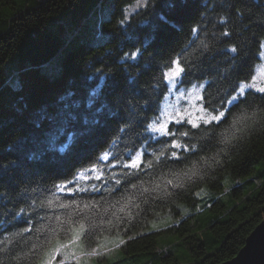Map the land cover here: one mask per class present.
I'll return each mask as SVG.
<instances>
[{"label":"trees","instance_id":"obj_1","mask_svg":"<svg viewBox=\"0 0 264 264\" xmlns=\"http://www.w3.org/2000/svg\"><path fill=\"white\" fill-rule=\"evenodd\" d=\"M136 2L0 0V264H30L35 254L27 253L45 242L44 235L15 234L25 226H55L53 217L67 216L55 205L29 207L53 195L62 201L95 197L101 207L89 213V223L113 221L82 243L86 249L103 240L123 243L90 264H221L264 220V99L255 90L212 138H193L197 151L174 170L192 168L196 176L182 175V186L169 188L171 194H124L139 204L131 207L132 218L112 207L122 199L117 194L68 197L56 189L105 152L117 151V144L123 151L133 140L140 143L143 125L167 95L163 73L172 60L185 65L182 87L210 82L204 95L213 102L255 74L264 0H150L147 9H137ZM122 14L128 17L124 25ZM137 50V59H126ZM163 177L172 178L169 169L142 173L143 187L154 189ZM21 208L28 210L24 215L49 219L26 225L16 215ZM164 218L170 221L164 229L151 228ZM167 234L174 236L171 243L160 245Z\"/></svg>","mask_w":264,"mask_h":264},{"label":"snow or ice","instance_id":"obj_2","mask_svg":"<svg viewBox=\"0 0 264 264\" xmlns=\"http://www.w3.org/2000/svg\"><path fill=\"white\" fill-rule=\"evenodd\" d=\"M149 5L150 0H137L135 7L137 9H147ZM127 19L128 17L122 14L119 23L124 25ZM224 35H229V33L225 32ZM261 47H264V45H261ZM230 51L236 53L237 49L232 47ZM140 54V51L137 50L128 55L126 59L135 60ZM163 79L170 89L178 90L177 84L184 83L187 79L185 65L181 63L179 58L171 61L169 68L163 73ZM209 86L210 82L208 81L192 83L188 91L180 93L178 97V99H187L191 110H189V107H177L175 104L170 106L173 109L171 112L168 111L169 106L158 109L153 119L143 125L142 139L139 144L133 140L130 145L123 146V151H119L121 145L117 144V151L105 152L98 157L91 167L83 172H78L75 180L56 185V189L68 197L75 196L77 192L117 194L122 199H117L116 204L112 207L119 206L118 211L120 213L132 218L130 209L131 207L138 208L139 204L135 203L130 195H124L125 193L137 189L141 190V194L160 190L168 193L169 188L181 187L182 184L177 181L181 179L182 175L184 177H189V174L191 176L197 175V172L192 168L183 173L174 170L175 167L189 158L188 154L197 151V145L192 142L193 138L198 135L212 138V134L215 133L216 129L222 128L224 123H227V117H231L233 111L241 105L247 104L249 90L259 92L261 94L260 98L264 99V87L258 86L255 82L250 84L241 82L227 97L213 102L211 95H208L207 98L204 95ZM261 111H264V108ZM247 118L250 119V117ZM243 119H245L244 116L234 118L229 130L236 129V126ZM227 142L228 140H225V143ZM149 148L152 150L149 151ZM0 167H4V165H0ZM165 168L170 170L172 178L163 177L162 183H157L154 189L143 187L142 173L147 174L157 169L160 173H163ZM117 169L118 171H116ZM90 179L100 183H79L81 180L89 181ZM136 180H141V183L137 184ZM54 205L56 208L67 210L68 213L63 219L60 216L53 217L56 221L55 226H52L50 221L48 226L43 224L38 227L25 226L22 231L15 234L23 236L26 233L40 232L44 235L45 242L38 246L34 245L27 253L30 257L35 254L30 264H69V260H74L75 264H90V258L106 254L104 251L106 243L97 244L91 249H86L82 243L91 231L103 227L105 223L109 227L113 226L111 219L96 224L89 223L91 221L89 213L101 207L95 197L89 196L87 201H62L53 195L52 199H47L46 202L42 201L34 207L32 205L29 207H32L35 211L36 208H53ZM27 211V209L21 208L16 214L24 218L26 225L29 221L35 225L39 220L49 219L47 214L40 216L38 212L36 216L24 215ZM77 212H79L78 217L76 216ZM113 215L116 214L113 213ZM116 219L119 220L120 216H116ZM61 233H65L67 238L62 239ZM120 243H123V241L121 240ZM72 249L79 251V257L77 251H72Z\"/></svg>","mask_w":264,"mask_h":264},{"label":"rangeland","instance_id":"obj_3","mask_svg":"<svg viewBox=\"0 0 264 264\" xmlns=\"http://www.w3.org/2000/svg\"><path fill=\"white\" fill-rule=\"evenodd\" d=\"M41 1H43V0H41ZM252 82H255L260 87H264V47H262L260 59H259V62L257 64L255 74H254L253 78L249 82H246V83L250 84ZM176 87L178 90L168 88L167 95L165 96V99L161 105V108H164L165 106H169L168 111L171 112V111H173V109L170 106L175 104L177 107H189V110H191L190 106L187 103V99H178V97L180 96V93L187 92L189 88L186 89V88L182 87L181 84H177ZM168 222H170V221L166 218L161 219V220L156 221V222H152L151 228H153V229H164ZM173 237H174L173 235H169V234L163 235L159 239V244L162 245L164 243L166 246H169L171 241H168V240H172ZM102 243H106V248L104 250L106 252V255L107 254H109V255L113 254L115 252V250H117V248H119V245H120L118 240H115L112 242H109L108 240H103L99 244H102ZM77 256L79 257V252H77ZM102 256L103 255H101L99 257H102ZM92 258H95V257H92ZM92 258H90V263L92 262Z\"/></svg>","mask_w":264,"mask_h":264},{"label":"water","instance_id":"obj_4","mask_svg":"<svg viewBox=\"0 0 264 264\" xmlns=\"http://www.w3.org/2000/svg\"><path fill=\"white\" fill-rule=\"evenodd\" d=\"M221 264H264V220L250 233L238 254Z\"/></svg>","mask_w":264,"mask_h":264}]
</instances>
